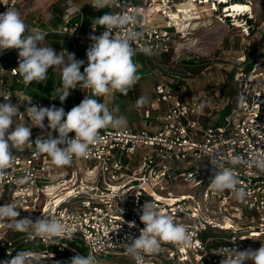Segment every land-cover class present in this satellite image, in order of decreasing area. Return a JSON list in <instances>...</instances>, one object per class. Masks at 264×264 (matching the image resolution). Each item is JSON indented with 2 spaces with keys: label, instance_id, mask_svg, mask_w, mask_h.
<instances>
[{
  "label": "built area",
  "instance_id": "obj_1",
  "mask_svg": "<svg viewBox=\"0 0 264 264\" xmlns=\"http://www.w3.org/2000/svg\"><path fill=\"white\" fill-rule=\"evenodd\" d=\"M152 2L118 0L110 8H102L106 14L136 15V22L126 30L141 33L133 44L135 53L151 58L169 52L178 28L169 12L152 9ZM20 3L21 0H0V14L17 9ZM76 15L77 4L67 0L61 14L51 11L43 21L47 27L36 30L45 36L66 34V44L49 46L57 54L64 49L75 53L78 60L85 61L86 67V51L92 41L86 40L80 56L76 41L81 35L78 23L72 22ZM57 17H62L64 23L54 27L50 21ZM104 30L102 27L93 31L99 36ZM146 47L151 49V55L144 53ZM241 60L245 66L239 70L237 67L234 76L239 90L238 103L216 124L202 121L203 101L177 98L170 86L158 81L155 96L142 109L141 127L100 130V143L90 146L88 156L74 158L70 166H55L46 154L37 153L34 145L13 149L15 163L11 170H6L10 172L8 176L0 180V206L17 203L18 219L58 218L68 234L48 241L30 237L0 222V262L10 260L17 252H25L29 256L52 255L56 264H70L76 254L87 256L78 247L84 244L97 264H107L118 256L136 264L126 254L127 243H130L127 237H138L143 229L139 215L145 202L153 203L174 221L184 224L194 243L189 248L163 243L158 253L145 255L144 264H221L226 259L218 254L222 249L258 250L264 244V171L244 162L233 165L231 158L239 154L250 160L264 154V87H258L264 82V56L249 60L250 68L244 57ZM17 67V50L0 53V101L4 102L5 94L10 95L12 103L19 104V111L24 114L14 117L15 124L32 127L25 112L30 106L26 101L29 98L38 106L55 105L68 112L86 95H92L90 89L77 86L69 90L67 101L61 103L57 97L63 93V85H60L49 101H42L26 91L29 83L12 71ZM50 71L54 72L52 68ZM47 123L45 119L46 126ZM46 134L47 130L33 127L31 139L34 141ZM69 135L74 136V133ZM212 159L221 167L234 170L238 187H243L247 193L244 200L236 199L229 190L217 192L211 188L215 172L210 163ZM20 177L28 178L24 185H17ZM130 222L135 226L129 227ZM101 257L106 258V262H100Z\"/></svg>",
  "mask_w": 264,
  "mask_h": 264
},
{
  "label": "clouds",
  "instance_id": "obj_2",
  "mask_svg": "<svg viewBox=\"0 0 264 264\" xmlns=\"http://www.w3.org/2000/svg\"><path fill=\"white\" fill-rule=\"evenodd\" d=\"M71 0H69V3ZM118 0H94L93 7L102 9L111 7ZM136 15L124 12L123 14H104L96 19L97 25L105 29L99 36L91 35V45L86 51L87 66L81 72L84 60H78L75 53L66 49L59 54L44 43L45 34L29 26L21 18L19 12L12 8L0 14V53L15 49L18 51V67L13 69L25 83L44 82L48 79L49 68L59 72L63 85V93L59 97L63 103L70 95V89L77 86L90 89L94 97H103L112 93L127 96L132 87L139 81L138 69L133 61L135 49L133 44L141 33L135 30H126L130 24L136 22ZM95 30V29H93ZM122 33L117 35L116 33ZM146 55H151L150 48H144ZM30 106L25 112L32 127L15 124L14 117L18 114L19 104L12 103L11 96L4 95V102H0V180L5 179L15 163L13 149L21 150L26 146L33 147L37 153L46 154L57 167L70 166L73 159L84 158L89 155L90 146L100 143V130L106 128L124 129L127 120L117 115L118 107L109 110L97 99L85 96L79 105L65 112L63 107L57 108L38 106L32 103V98L26 100ZM147 98L141 96L136 101L137 107H143ZM47 119V126L44 124ZM13 125L14 128L12 127ZM47 130L46 135L31 139L32 128ZM57 136H53V133ZM74 133V136H70ZM241 162L249 167L264 171V154L245 160L239 154L233 155V165ZM214 166V178L211 188L217 192L229 190L235 198L244 200L247 193L243 187H238L239 181L232 168L221 167L215 159L210 160ZM27 177L17 178V185H24ZM20 208L17 203H7L0 206V222L15 231L23 232L30 237H38L48 241H55L68 234L65 224L58 218L41 216L35 220L30 217L20 218ZM144 227L138 237H127L126 254L136 264H144L145 255H152L161 250L163 243H170L183 248H189L194 241L189 229L182 223L174 221L170 214L159 210L153 203L145 202L139 215ZM135 223L130 222L129 227ZM218 254L226 259L221 264H264V244L258 250L222 249ZM10 255V254H9ZM30 254L17 252L10 260L0 264H25ZM70 264H97L96 258L76 254Z\"/></svg>",
  "mask_w": 264,
  "mask_h": 264
},
{
  "label": "rangeland",
  "instance_id": "obj_3",
  "mask_svg": "<svg viewBox=\"0 0 264 264\" xmlns=\"http://www.w3.org/2000/svg\"><path fill=\"white\" fill-rule=\"evenodd\" d=\"M66 1L21 0L16 10L30 29H36L44 23L48 13L53 11L55 6H64ZM73 1L83 12L98 10L92 6L94 0ZM199 2L201 0H198V3L194 5L189 0H174L171 3L172 8L176 11L177 9L184 10V13H180L181 21L184 24L178 26L174 46L166 54L156 55L152 58L138 54L142 60L136 62L135 65L140 70L139 73L143 72L144 77H147L145 81L136 83L127 96L118 92L103 97H94L91 94L87 96L102 102L109 110L118 107L117 115L124 116L127 125L136 124L138 125H135L136 127H141L143 123L142 109L149 105L154 85L161 79L173 83L183 96L201 97L203 103H207L209 106L215 104L217 107L216 119H219L224 105L230 99L237 98V84L233 77L237 73V67L239 70L245 66L241 64L243 61L241 59L244 57V62L247 63L253 56L264 53V0ZM232 2L248 3L252 9L231 18L225 9ZM216 3L217 8L213 10ZM101 14H106V11ZM74 20H78V18ZM51 23L54 27H59L64 22L62 17H58ZM258 87H264V82L261 85L258 84ZM61 95L60 93L57 97L59 98ZM141 96L146 97L148 102L143 107H137L136 101ZM116 103H118L117 106ZM78 247L85 254H91L84 244ZM99 261L106 262V258L101 257ZM109 261L107 264L132 263L130 259L120 256ZM25 264L56 263L55 257L52 255L49 257L36 254V256H28Z\"/></svg>",
  "mask_w": 264,
  "mask_h": 264
},
{
  "label": "trees",
  "instance_id": "obj_4",
  "mask_svg": "<svg viewBox=\"0 0 264 264\" xmlns=\"http://www.w3.org/2000/svg\"><path fill=\"white\" fill-rule=\"evenodd\" d=\"M104 11L105 10H101L99 12L98 18L103 16L101 13H104ZM74 22H76V20ZM40 28L45 29L46 26L44 24H42V25L40 24ZM66 38H67V35L63 34V33L62 34L61 33H49L46 35V40H47L48 44L51 46H60L61 44L62 45L66 44L67 43ZM260 55L264 56V53H262ZM80 60H82V59L80 58ZM141 60H142V57L139 56L137 53H135V55L133 57L134 63L141 61ZM242 64H243V61H242ZM246 66H247V68H250L252 66V64L250 62H247ZM81 68L83 69L84 65ZM233 74H234V71L232 72V75ZM47 76H48V79L46 81H44V83L43 82L36 83L35 81H33V82L29 83V85L26 87V91L28 93L34 95L36 98H38L42 101H45V102L49 101V97L52 95L54 89L57 86L62 85L61 76L55 72H51L50 68L48 70ZM139 76H140V79L138 82L145 81V78H147V77H144L143 72ZM159 82H162V83L170 86L173 89L174 94L176 95L177 98L185 99V100L194 99V97L188 98L186 96L181 95V93L179 92V89H177L175 87V85L169 81H165V80L160 79ZM156 83H155V85H156ZM155 85H154V89H153L152 99L155 96ZM20 88H23V84L20 85ZM236 90L238 92L237 98L233 99V100L230 99L229 102L224 105V107L222 109L221 116L219 119H216L215 112L217 110V107L215 106V104L213 106H209L207 103H204V111H203V116H202V121L204 122V124H216V123L220 122V120L222 119V117L225 113H228L235 108V106L238 103V98H239L238 88H236ZM195 98H197V97H195ZM197 99H200L202 101L201 97H198ZM79 101H80V99L78 98V102ZM117 104L118 103H116V106H117ZM135 125H133L132 127L138 126V125H136V126ZM136 128H138V127H136Z\"/></svg>",
  "mask_w": 264,
  "mask_h": 264
},
{
  "label": "crops",
  "instance_id": "obj_5",
  "mask_svg": "<svg viewBox=\"0 0 264 264\" xmlns=\"http://www.w3.org/2000/svg\"><path fill=\"white\" fill-rule=\"evenodd\" d=\"M64 6H61L60 8L62 9ZM101 10H104V9H98L96 12L95 11H85V12H83L78 7V15H76L72 19V22H74L75 21L74 19L75 18H78V20H76V23H78V32L81 35V38L78 39L76 41V43H77V46H78L77 47L78 48V53L81 54V55H82V53H83V51L85 49L86 40L89 39V37L91 35H95L96 34V31L99 30V29H101L103 27V26L97 25V22H96V19H98L99 12ZM50 23H51V21H50ZM43 24L47 27V24L46 23H43ZM93 27H95L96 31H93V29H92ZM66 40H67V38H66ZM44 43L47 44V45H49L48 42H47V40H46V36H45ZM81 70H82V68H81ZM139 71L140 70H138L137 75H140L141 74V73H139ZM55 73H57V72H55ZM57 74H59V73H57ZM127 126H130V125H127Z\"/></svg>",
  "mask_w": 264,
  "mask_h": 264
},
{
  "label": "bare ground",
  "instance_id": "obj_6",
  "mask_svg": "<svg viewBox=\"0 0 264 264\" xmlns=\"http://www.w3.org/2000/svg\"><path fill=\"white\" fill-rule=\"evenodd\" d=\"M174 0H153L152 2V9L155 8H161L165 11L169 12L170 17L173 19V21L180 27L184 22L181 21V15L180 13H184L183 9L175 10L171 7L170 2H173ZM192 4L198 3V0H189ZM209 0H201L199 3H207ZM215 2V1H214ZM159 4L160 6L156 5ZM212 4V3H211ZM209 6V5H208ZM217 8V3L213 7V10ZM205 9V8H204ZM212 9V8H211ZM252 7L248 3H242V2H232L231 5L228 4L225 11L228 12L229 17L233 18L232 16L237 17L240 13L251 10ZM254 10V9H253ZM217 13V12H216ZM252 15V14H251ZM241 16V15H240ZM223 21V20H222ZM239 22V21H238ZM241 22V21H240ZM236 24V23H235Z\"/></svg>",
  "mask_w": 264,
  "mask_h": 264
},
{
  "label": "water",
  "instance_id": "obj_7",
  "mask_svg": "<svg viewBox=\"0 0 264 264\" xmlns=\"http://www.w3.org/2000/svg\"><path fill=\"white\" fill-rule=\"evenodd\" d=\"M54 10H56L58 13H62V9L59 6H55Z\"/></svg>",
  "mask_w": 264,
  "mask_h": 264
}]
</instances>
